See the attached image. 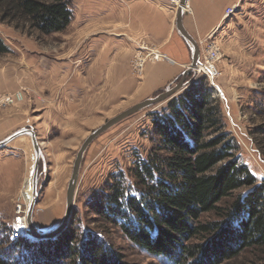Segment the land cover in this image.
<instances>
[{
	"label": "trees",
	"instance_id": "trees-1",
	"mask_svg": "<svg viewBox=\"0 0 264 264\" xmlns=\"http://www.w3.org/2000/svg\"><path fill=\"white\" fill-rule=\"evenodd\" d=\"M72 18L71 0H0V22L17 29L48 35ZM9 51L0 38V54ZM150 118L156 143L148 155H137L127 173H111L92 192L87 207L99 227L75 224V208L52 239H10L11 228L0 223V264H132L105 239L110 229L174 264H226L243 254L264 264V179L241 161L204 78ZM249 134L264 162V122Z\"/></svg>",
	"mask_w": 264,
	"mask_h": 264
},
{
	"label": "rangeland",
	"instance_id": "rangeland-1",
	"mask_svg": "<svg viewBox=\"0 0 264 264\" xmlns=\"http://www.w3.org/2000/svg\"><path fill=\"white\" fill-rule=\"evenodd\" d=\"M76 2L71 0L73 18L60 32L44 35L0 22V38L10 49L8 53L0 54V141L20 130L31 129L35 133L39 147L38 194L31 220L40 232L54 229L62 220L67 183L82 141L92 130L114 116H84L65 132L46 123L47 111L53 110L52 102L60 103L64 96L59 91L51 99L52 92L48 87L51 80L48 79L52 71H56L52 65L66 58L77 60V51H71V45L76 43L77 38L76 32L71 29ZM234 7L232 13L224 16L225 22L205 39V44L206 41H213L218 45L219 55L215 61L218 76L211 81L204 74L195 72L194 68L195 73H190L186 81L204 78L211 87L212 97L221 105L226 130L236 139L241 161L260 180L264 179V162L251 142L249 131L264 122V0H241ZM257 14H262L263 18L257 19ZM203 49H200L199 59ZM212 84L220 90V97ZM168 100L121 120L88 145L75 190V224H81L86 229L99 227L91 214V206L87 207L92 192L99 190L111 173L120 169L127 173L137 155H148L156 143L155 139L150 141V113L165 106ZM125 109L119 108L116 114ZM34 155L30 135L26 133L18 135L0 149V161L9 160L11 166L17 161L21 170V177L15 186L13 176H8L0 167V223L9 226L11 232L18 217L27 226L30 200L23 192L26 177L32 173ZM211 218V215L203 216V219ZM104 236L129 263L174 264L164 256L151 255L138 248L117 229L108 230ZM226 264H257V257L243 254Z\"/></svg>",
	"mask_w": 264,
	"mask_h": 264
},
{
	"label": "crops",
	"instance_id": "crops-1",
	"mask_svg": "<svg viewBox=\"0 0 264 264\" xmlns=\"http://www.w3.org/2000/svg\"><path fill=\"white\" fill-rule=\"evenodd\" d=\"M240 2L188 0L190 10L183 11V28L203 49L207 36L225 22V10ZM176 11L166 0H77L71 25L77 36L71 51H77V60L66 58L52 65L56 71L48 79L51 99L59 91L64 96L60 103L51 100L53 110L47 111L46 123L65 132L84 116L115 115L119 108L172 85L191 61L189 46L176 29ZM143 37L169 60L147 63L142 78L137 79L129 61ZM2 160L1 170L13 176L16 186L21 177L17 161L11 166L9 160Z\"/></svg>",
	"mask_w": 264,
	"mask_h": 264
},
{
	"label": "water",
	"instance_id": "water-1",
	"mask_svg": "<svg viewBox=\"0 0 264 264\" xmlns=\"http://www.w3.org/2000/svg\"><path fill=\"white\" fill-rule=\"evenodd\" d=\"M188 0H180V3L177 7L176 11V29L178 30L179 34L183 38V40L186 42V44L189 46L190 49V64L186 67L185 70L182 71V73L179 76V79L172 85L166 87L162 92L156 94L153 97L146 98L128 108L121 111L120 113L114 115L113 117L107 119L102 125L92 130L89 135H87L84 140L82 141L75 159L72 164L71 174L67 183L66 187V193H65V210L62 217V220L60 223L52 230L47 232H40L38 231L34 224L32 223L31 216L33 207L36 202V196L38 192L36 191V175H37V160L39 157V147L37 144L36 136L33 130L26 129V130H20L9 137L5 138L4 140L0 141V149L3 148L9 141L17 137L21 134H29L32 142V146L34 148L35 152V162L32 170V178H33V192H32V199L29 202L28 208H27V226H28V235L30 236V239L33 241L36 240H43V239H52L58 236L68 225L69 219L73 213L74 209V197H75V190L78 180V174L80 169V164L84 155L85 150L87 149L88 145L101 133L106 131L107 129L111 128L116 123L120 122L121 120L145 109L148 107L156 106L158 104H161L162 102L172 98L174 95H176L178 92L183 90L190 81H186V77L192 73L194 74V68L199 62L200 57V49L196 41L185 31L182 25V15L184 11V5Z\"/></svg>",
	"mask_w": 264,
	"mask_h": 264
},
{
	"label": "built area",
	"instance_id": "built-area-1",
	"mask_svg": "<svg viewBox=\"0 0 264 264\" xmlns=\"http://www.w3.org/2000/svg\"><path fill=\"white\" fill-rule=\"evenodd\" d=\"M172 6L178 7L180 0H166ZM233 7H228L225 10L224 16H228L234 10ZM185 11H189L190 7L188 1L185 3L184 8ZM219 49L218 45L213 41H206V44L203 49V53L201 54V58L199 59L198 64L195 66V72L202 73L204 76L209 80H214L219 72L216 69L215 61L218 59ZM169 58L165 53H163L155 44L145 40V39H138L136 42L135 50L133 55L129 61V67L131 74L135 78H140L143 74L144 66L147 62H160V61H167ZM213 89L215 90L218 97L221 96V92L216 87V85L212 84ZM2 99H8V97H2ZM24 219V218H23ZM25 222L18 217L15 222V227L13 228L10 239H15L17 237H24L30 239L28 235V230Z\"/></svg>",
	"mask_w": 264,
	"mask_h": 264
},
{
	"label": "bare ground",
	"instance_id": "bare-ground-1",
	"mask_svg": "<svg viewBox=\"0 0 264 264\" xmlns=\"http://www.w3.org/2000/svg\"><path fill=\"white\" fill-rule=\"evenodd\" d=\"M34 162H35V155H34V160L31 164V172L33 170V166H34ZM33 178H32V173L30 175H28L26 177V180H25V184H24V192H23V195L26 196L28 198V200L31 201L32 199V192H33Z\"/></svg>",
	"mask_w": 264,
	"mask_h": 264
}]
</instances>
